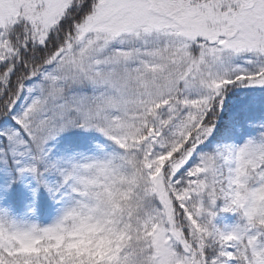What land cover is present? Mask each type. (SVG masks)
<instances>
[{"label":"snow or ice","instance_id":"6c2138e0","mask_svg":"<svg viewBox=\"0 0 264 264\" xmlns=\"http://www.w3.org/2000/svg\"><path fill=\"white\" fill-rule=\"evenodd\" d=\"M0 264H264V0H0Z\"/></svg>","mask_w":264,"mask_h":264}]
</instances>
